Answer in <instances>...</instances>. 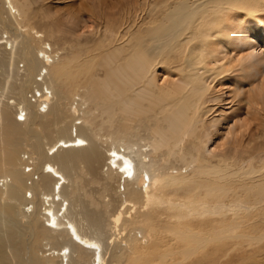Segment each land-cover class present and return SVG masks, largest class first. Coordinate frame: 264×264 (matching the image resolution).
I'll return each instance as SVG.
<instances>
[{
	"label": "bare ground",
	"instance_id": "bare-ground-1",
	"mask_svg": "<svg viewBox=\"0 0 264 264\" xmlns=\"http://www.w3.org/2000/svg\"><path fill=\"white\" fill-rule=\"evenodd\" d=\"M37 1L0 0V264L256 258L264 249V142L253 147L263 156L246 164L215 163L206 126L234 120L225 139H237L249 125L237 112L264 102V0H81L80 8L72 0L43 9L50 31L69 44L85 7L101 32L64 60L30 21ZM245 77L249 101L216 103L223 93L214 83L235 80L243 91ZM73 85L78 92L66 89ZM92 108L116 130L110 145L102 125L96 134L98 124L85 123Z\"/></svg>",
	"mask_w": 264,
	"mask_h": 264
},
{
	"label": "rangeland",
	"instance_id": "rangeland-1",
	"mask_svg": "<svg viewBox=\"0 0 264 264\" xmlns=\"http://www.w3.org/2000/svg\"><path fill=\"white\" fill-rule=\"evenodd\" d=\"M69 1H72V0H45L44 1L45 3H42L41 0H38L34 5V12L32 13L33 19H30V21L34 25L33 27H35V30H38L41 33H43L44 36L42 38L50 44V47L48 50H51L52 56L56 57V56L60 55L61 59L63 58V60L67 56H70V52L68 51V49H71L72 48L71 46L73 44L80 43V42L88 43L89 41L90 42L95 41L97 39V36L101 32V22L98 19H95L94 17H92L91 15L89 16V14L87 13V9L84 7L81 10V13H82L83 19L85 20V24H82L80 27L77 28L75 35H74V33H72V35L67 36V40L69 41V44H65L66 37L61 38L62 35L60 33H57V32L52 33V31H50V25L47 23V20L42 19L43 9L45 11L54 10V9L60 10V7H62L63 4H65V3H69ZM73 1H75L76 6L78 8H80L79 6L81 4V0H73ZM44 4H45V7H43ZM258 12H259L258 13L259 15H262L264 17V7L262 9L260 7V10H258ZM32 37H35V36L32 35ZM33 42H34L35 48H39V47L41 48L39 38H37V37L34 38ZM258 48H260V51L263 53L262 55L264 56V44L259 45ZM65 49L68 51L67 53L65 52ZM225 52H226V54L229 55L228 58H235L239 51L237 50V48L229 46V47H227ZM63 55H66V56H63ZM22 64L23 63H21V65ZM159 72H160L159 73V78H160L159 84L162 85L164 83L163 81L166 78H168V76H167L166 71L160 70ZM237 73L242 74L241 71H238ZM244 75H245V73H244ZM241 81H242L243 87H245L243 89V91L242 90L239 91V89L236 88V85H234L235 80L230 81V82H233L232 87H234V91H232L233 89H230L232 87H230V88L228 87L230 85H228L226 87L225 85H222L220 83L219 84L214 83V85L217 88L218 94L221 92L223 93L222 97L216 98V103L218 102L222 105H225V108H226L227 106H235L236 107L238 104H241V100L243 101V103L245 101H249L252 97V93L249 94L250 99H248L247 98V95H248L247 92L250 90L252 91V89L254 88L253 84H252V79L245 77V78L241 79ZM224 82H226V81H224ZM230 82H228L227 84H231ZM66 89H69L73 93L77 91L76 85L70 86ZM216 103L214 105H216ZM242 106H243V104H242ZM89 110H90V115L88 117H85V123H88L90 125L93 123L98 124V126H95V127L93 126L94 127L93 132L96 134L99 133V126L102 125L101 127L103 129L101 131V134L104 136L102 138L103 145L104 146L110 145V140L108 139V134H110V132H115L116 130L114 129V127L108 128L109 126L107 124H101L102 118L99 116V113H98L99 111L98 112L95 111L94 108L89 109ZM228 112L234 116L235 109L229 108ZM237 115H240L243 117L246 116V117H248V121H249L248 129L242 135L240 134V136L237 139L235 138L231 141H227L225 139V136H226L225 132L229 129V127L231 128L234 125V120L230 121V123H229L230 125L224 124L223 126H220V128H218V129H216L215 127L212 129V127L210 128L209 125L206 126V128L209 131L211 130V132L213 134L212 140H208L209 141V146H208L209 149H213V148L217 147L214 150L212 156H208V158L211 159L212 161H214L215 163H217L221 159H227L228 161L232 162V164H234L235 166H240V165L246 164L245 161L248 162L249 159H251L252 155H254V156L255 155L256 156L261 155V157L263 156V154H262L263 151H257L256 152L253 149V147L259 148L260 146L258 144L264 142L263 138L259 137L262 135V133L264 131V102L260 101L257 105L250 106V110L249 109L247 110L245 107H243L242 110H239L237 112ZM94 116H96V118L93 120ZM134 125L139 126L142 124L140 121H135ZM138 126H134V127H138ZM147 126H148V124H147ZM234 127H235V125H234ZM143 128L144 127H142V129ZM145 128L147 130L144 129L142 131L144 138L148 137L149 132H150L149 127H145ZM96 137L99 139V136H96ZM203 137L206 140L209 139V137L206 135H204ZM250 142H251V144H250ZM254 163L256 165V168L258 169L262 166L263 161H261L260 158H258V160L254 159ZM79 165H80V173H82L83 176H85L87 179H90V176L85 172L84 165L82 163ZM176 165L180 168V170L183 168V163H181V162L176 163ZM176 171L177 170L173 171L174 172L173 174H175ZM79 181L82 182V179L80 177H79ZM90 185L92 187H95L96 184L94 185L93 183H91ZM143 229L146 230L145 228H143ZM132 233H134V232H132ZM31 236L32 235L30 234L29 237L31 238ZM138 236L140 237V233L138 234ZM208 247H210V246H208ZM210 249L211 248H209V250ZM247 253H250V252H247ZM225 259H227V257H225ZM225 261L226 262H224V259H222V262L219 264H232V263L235 264V262L233 260L232 261L231 260L230 261L225 260ZM245 264H264V249H262L261 251L258 252V255L256 258L249 259L247 262H245Z\"/></svg>",
	"mask_w": 264,
	"mask_h": 264
}]
</instances>
